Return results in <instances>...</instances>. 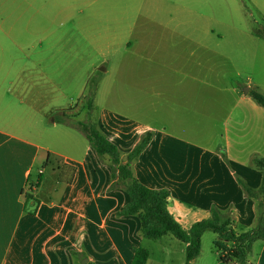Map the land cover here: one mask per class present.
<instances>
[{
	"label": "crops",
	"instance_id": "0c3cea01",
	"mask_svg": "<svg viewBox=\"0 0 264 264\" xmlns=\"http://www.w3.org/2000/svg\"><path fill=\"white\" fill-rule=\"evenodd\" d=\"M108 5L112 34L106 35ZM118 6V0H0V264H132L139 247L149 252L147 264H186L187 244L171 234L146 239L139 215L117 216L130 198L122 188L110 189L107 157L56 120L63 113L72 118L73 90L86 83L82 101L97 69L109 71L110 58L113 85L126 88L128 105L116 91L113 105H99L103 77L92 120L118 146L123 163L140 138L153 133L132 163L135 177L170 191L168 210L186 231L208 219L213 207L234 210L239 234L257 224L263 198L247 197L237 177L261 187L262 173L251 159L264 157V127H226L228 120L217 127L216 110L207 114L213 127L196 126L200 85L216 90L201 77L197 15L160 16L150 3L148 10L122 14ZM242 89L231 92L248 102L250 87L244 95ZM61 97L69 103L60 104ZM34 174L43 175L39 187ZM233 246L206 231L191 264H225L220 255ZM248 261L264 264V241L252 244Z\"/></svg>",
	"mask_w": 264,
	"mask_h": 264
},
{
	"label": "rangeland",
	"instance_id": "374dc122",
	"mask_svg": "<svg viewBox=\"0 0 264 264\" xmlns=\"http://www.w3.org/2000/svg\"><path fill=\"white\" fill-rule=\"evenodd\" d=\"M252 1L257 4V7H252V2L249 0H118L117 11L122 14L134 9L136 12L139 8L148 10L150 3V11L160 16L169 12L189 14L190 11H193L195 17L197 15L202 30L201 39L204 44V49L202 48L200 51L201 77H209V82L214 84L216 90L200 85L199 100L195 101L196 111H199V117L196 116V126L213 127V123L207 120V114L216 110L217 127H221L224 120H228L226 127H264V109L251 98L248 102H238V96L231 92L234 88L241 89L242 87L244 89L239 91V94L244 95L245 89L248 87L250 89L247 94L257 87V90L264 94V37L260 34V31L264 30V0ZM109 12L111 9L108 5L105 9L106 15L103 22L106 35L112 34L111 19L107 15ZM204 30L207 32L215 30V33L207 35L204 34ZM124 33L126 34V30ZM107 64L109 71L106 74H101L100 69H97L94 77L96 81L105 78L106 94L102 103L99 100V105H113V92L116 91L125 95L124 108H127L126 88L123 90L119 83L113 85L116 69L113 67L112 58ZM210 68L211 72H209ZM92 70L90 69L91 72ZM248 82H251L252 85ZM85 84L80 85L78 92L73 90L71 119L75 122L81 119L85 121L87 118V112L83 114L81 110L82 107L84 109L87 107L85 100L78 101L82 93L85 92ZM109 87L111 92L107 94ZM78 93L79 95L76 97ZM58 102L60 104L62 102L69 103V99L61 97ZM80 114L83 116L78 118ZM69 128L77 139L85 141V136L80 130L75 127ZM52 143L56 147L59 145L54 141ZM39 165L40 163L37 166ZM67 172L69 175L70 170L68 169ZM47 177L51 179L50 171L47 172ZM32 178V181H35L37 175L34 174Z\"/></svg>",
	"mask_w": 264,
	"mask_h": 264
},
{
	"label": "trees",
	"instance_id": "16d2710c",
	"mask_svg": "<svg viewBox=\"0 0 264 264\" xmlns=\"http://www.w3.org/2000/svg\"><path fill=\"white\" fill-rule=\"evenodd\" d=\"M260 34L264 37V30L260 31ZM96 90L97 81L93 79L90 81L88 92L84 96L88 110L85 121L75 122L66 113H63L62 116H57L56 120L68 127H75L80 130L98 156L101 159L107 157L112 177L110 189L122 188L130 198L128 204L117 213V216L139 215L142 223V236L146 239L158 240L171 234L179 241L187 244L186 264H191L200 255L201 238L206 231H212L221 240L234 244L232 249L226 251V254L220 255V261L225 264L234 262L253 264L248 261L252 244L257 240L264 241V157L254 156L251 159V165L260 170L263 176L259 189H253L244 180L237 177L247 197L255 200L263 198V201L259 204V215L254 228L239 234L235 229L234 210L222 211L213 207L208 219L196 222L189 231H186L168 210V203L171 197L170 191L167 189H150L142 184L133 173L132 163L148 148L152 141L153 133L144 134L128 154L127 162L123 163L118 146L112 143L92 120ZM249 97L264 109V94L262 92L252 89ZM42 180L43 175L40 174L35 186L39 187ZM148 259L149 252L145 248L139 247L136 250L132 264H147Z\"/></svg>",
	"mask_w": 264,
	"mask_h": 264
},
{
	"label": "water",
	"instance_id": "95a60500",
	"mask_svg": "<svg viewBox=\"0 0 264 264\" xmlns=\"http://www.w3.org/2000/svg\"><path fill=\"white\" fill-rule=\"evenodd\" d=\"M104 70V69H103ZM247 92V90H245V93ZM82 264H88V260L87 259H84Z\"/></svg>",
	"mask_w": 264,
	"mask_h": 264
}]
</instances>
